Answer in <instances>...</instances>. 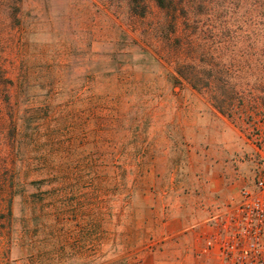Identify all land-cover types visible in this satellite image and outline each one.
<instances>
[{"label": "rangeland", "instance_id": "obj_1", "mask_svg": "<svg viewBox=\"0 0 264 264\" xmlns=\"http://www.w3.org/2000/svg\"><path fill=\"white\" fill-rule=\"evenodd\" d=\"M193 1L199 43L230 32L214 62L231 67L246 103L254 88L251 121L239 102L229 117L177 77L170 46ZM176 2L175 28L156 0L143 16L134 0H23L0 49L12 81L0 91V264H152L164 222L174 240H201L256 180L264 40L253 1Z\"/></svg>", "mask_w": 264, "mask_h": 264}, {"label": "trees", "instance_id": "obj_2", "mask_svg": "<svg viewBox=\"0 0 264 264\" xmlns=\"http://www.w3.org/2000/svg\"><path fill=\"white\" fill-rule=\"evenodd\" d=\"M252 1L249 9L251 22L254 29L260 32L259 34H261L264 40V0ZM22 2L23 0H0V49L2 50L6 49L7 46L6 40H4V34L7 31L10 33L15 28L22 26ZM134 2L140 5L142 4V7H135L134 12L137 14L140 13L141 16L145 15L147 10L144 7L145 0H134ZM156 2L161 9L168 10L171 14H174V17H172L174 21L171 19L170 22L172 27L176 28V10L178 9L176 0H156ZM194 2L197 4L196 1H193L190 3L186 2L181 6L184 14L183 23L186 33L184 37L178 38L177 42L170 46V48H174L171 52V58L177 62L175 70L177 77L187 82L194 90L208 93L214 107L220 113L226 114L229 117H233L237 111L235 102H239L238 104L242 107V113L246 112L247 118H249L248 121H251L252 119L250 118L253 116L251 115L249 117V110H246L245 107H249L250 105L249 108H255L258 105L260 98L253 94L254 88L250 90L251 100L246 103L245 90H239L237 84L233 83L231 67L227 65L221 66L214 62V58L224 56L223 53L221 54L222 50L229 49L226 42L227 39L230 42V32L226 31L225 34L222 33L219 37H214V40L215 38H219V41H217L216 46L212 49L207 48L206 43H199V37H197L198 40L195 38L197 30L192 25V19L196 16L197 10ZM224 38L225 41L223 40ZM254 40L256 39L254 38ZM8 84H12V81L8 79L6 71L3 68V63L0 61V91L4 93L3 88H6ZM261 104L264 106V98ZM252 124L254 125L255 123L253 122Z\"/></svg>", "mask_w": 264, "mask_h": 264}, {"label": "built area", "instance_id": "obj_3", "mask_svg": "<svg viewBox=\"0 0 264 264\" xmlns=\"http://www.w3.org/2000/svg\"><path fill=\"white\" fill-rule=\"evenodd\" d=\"M199 255L209 264H264V166L251 185L207 221Z\"/></svg>", "mask_w": 264, "mask_h": 264}, {"label": "crops", "instance_id": "obj_4", "mask_svg": "<svg viewBox=\"0 0 264 264\" xmlns=\"http://www.w3.org/2000/svg\"><path fill=\"white\" fill-rule=\"evenodd\" d=\"M171 224L168 220L163 223L164 236L160 238L162 244L154 251L152 250V264H209L199 255L203 246L202 241L192 234H181L174 240L171 237L173 235L169 234V231L174 228ZM183 225L182 223L181 226Z\"/></svg>", "mask_w": 264, "mask_h": 264}]
</instances>
